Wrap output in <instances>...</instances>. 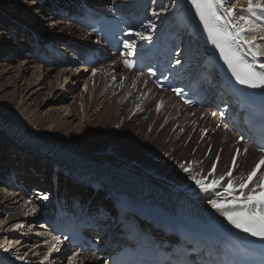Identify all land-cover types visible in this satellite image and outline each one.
I'll use <instances>...</instances> for the list:
<instances>
[{"label": "rangeland", "instance_id": "rangeland-1", "mask_svg": "<svg viewBox=\"0 0 264 264\" xmlns=\"http://www.w3.org/2000/svg\"><path fill=\"white\" fill-rule=\"evenodd\" d=\"M36 1L37 0H0V51L5 48L3 50H10L12 52L9 54L8 61L2 54H0V92L7 94L10 98L16 97V101L12 102L13 106H16L17 102L20 103L25 95H32L30 102L34 104L33 107L37 106L38 108L33 114H31L32 116L34 115V118H32L31 121H39L40 118L48 120V117L51 118L52 116L54 124H59L61 127L67 126L66 128H61L62 130L57 132V138H61L63 142H73L74 145L71 144L69 148L74 150L76 149V151H84L87 149L100 154H105L111 152L112 146L113 148H119L123 145H127L128 148L123 149L125 150L124 152L119 151L116 153V155H119L117 157L120 159L122 158V162L118 164L136 167L138 170L140 169L141 173L145 172L143 174H146L147 172L146 175L150 177L152 176L151 174L156 175L154 176L155 179H158L157 176H159V179H162L164 183H166V181H164L165 179L160 176H167V173H170L171 175H180L174 172L172 173V171H178L181 175H186L190 178L195 176L197 179H205V177L211 176L209 175V172H211L213 165L215 164L216 166L218 164V169L220 171L219 174L227 172L232 152L229 151L227 159L226 156H224V158L217 157L220 154V151L213 154L214 151L212 152L213 145L211 141L213 138L214 143L216 137L219 138L220 136V139L222 138L224 144L226 145L227 152V149L233 150L232 145H236V137L234 134L224 127H219L217 122L212 117L202 118L200 117V114L194 115V113H191L192 110H178L176 104L168 107L170 112L161 110L160 107L157 108L156 104L149 106L146 109L143 108L144 112H140L139 116L134 119L135 122L133 120L134 123H132V128L121 127V123L120 127L123 129L122 132H116V127H113L114 120L116 119L114 116L118 111H121L124 114L126 110L133 108L135 110L136 103L134 100H136L135 97H137H131V100L127 99L125 102V104L127 103L126 106L120 102V98L122 97L121 83L125 78L123 75L124 69H122L121 63H117L116 60H112L110 63L105 65L108 66L109 64L115 63L120 65V68L117 69V73H115L116 76L119 77L115 78L116 76L113 74V76H111L112 81L108 79L107 84H103L102 82V76L105 75L104 72L106 69L101 67H105L104 65L90 69L83 65L74 64L72 54L67 50L64 51L70 56L67 65H53L51 64L52 62L43 65L44 62L40 61V58L42 52L48 55V52L45 51V47L47 46L50 48L53 46L56 50L63 51L64 48L61 45L68 43L69 41L81 42L82 44H88V41L93 44L97 42L93 39L94 37L86 34V32L78 26L71 25L70 31L65 30L63 32H60V29H54L53 24L56 22H71L69 19L70 17L65 16V12L61 15L58 11L67 10L69 12L71 7L68 5L71 3V6H74L76 2H79L80 0H55L57 2H53V0H49L50 2H47L48 0H43L45 1L44 3L47 2L52 6L51 10L44 14V17L39 14L40 11L37 10L39 7L31 9L28 6L29 3ZM112 1L116 2L117 0ZM107 6L108 5L105 4V7ZM61 27H63V25ZM72 29L75 31H72ZM149 29L151 28L149 27ZM88 36H90V38H88ZM259 36L260 35L258 34L256 41H259L260 37H262ZM260 40L264 41V39ZM39 46H41V48L37 51L36 49H38ZM38 52H40V54L36 56ZM52 59L53 56L47 57V61ZM31 60L34 63L26 66V64ZM61 60L66 61L63 56H61ZM6 63H9L10 65L12 64L11 66L13 67L19 65L23 67L26 66L27 70H25L26 72L20 74L14 73V70L5 72V68L2 67V65H5ZM36 79L38 82L35 84L36 86H32L31 89L29 85L34 81H37ZM145 92H147L148 95L150 94L147 90H145ZM66 107L71 109L70 114L65 112ZM0 114L3 115L5 119L12 120L21 125V127L25 128L24 123L22 124L21 120H18L13 116H9L1 111ZM171 114L173 116L169 118ZM125 118L126 116H123L121 121H124ZM140 123H143V129L140 130V132L138 131V134H136L137 125ZM54 124H46L44 130L51 129ZM223 126H226V124H223ZM153 127H155V129ZM3 130L4 129L0 125V136L2 140L10 147L24 153L19 146L20 144L18 143V139L11 136V133L9 134V132H4ZM30 132L39 137V135L33 131ZM219 132L220 134L218 135ZM222 133L225 134L222 135ZM228 133L233 135L231 136L232 139ZM5 135L8 137H5ZM73 135L74 137L72 138ZM158 137L162 138V142H160L159 145L155 142ZM39 138L42 139L41 137ZM150 140L154 141V150L149 148ZM219 145L220 141H218L217 147H220ZM63 146L66 147V144L64 143ZM134 149L138 150L139 154H141L139 157L142 158L143 161H145V158L148 159V161H145L146 165L142 163V160L133 156V153L130 151ZM6 152L4 156L8 157L9 153L8 151ZM224 153L225 150L222 151L220 157H223ZM14 156L15 155L12 157ZM218 160L219 162H217ZM255 160L256 159L246 164L248 169L251 168ZM8 165L9 163H6L1 172H8L11 174H8L9 177L4 175V179L6 178V181L0 178V188H5L6 192L9 193L2 195L0 198V207H2L0 208L1 227L7 223L5 221L7 218L5 215V213H7V209H4L2 204L5 205L10 203L5 201L6 196L12 195L14 192H18L13 190L12 187H7V183L13 176V173L19 175L17 171H13L12 167L6 170ZM190 166L193 169H191ZM49 168L52 170L53 174L56 175L60 186L62 183L61 180H63L64 177L61 176L63 174H61L60 171L57 172L52 167ZM184 168L189 169V171H184ZM218 169L215 167L214 173L216 174H213L211 179H216ZM238 172L242 173L241 170H238ZM64 178V185L67 188L69 185L66 180L70 179L67 176ZM21 181V179L17 180L19 184H21ZM44 181L45 180L43 179L42 183ZM172 184L179 186L175 183V181ZM191 184L193 185L195 182ZM193 186L188 183L187 187L192 190ZM26 188L32 189L33 186H26ZM35 188L37 189L38 187ZM66 188L64 191H66ZM94 189V195L89 197L90 188H88L83 197L78 196L81 200L78 198V200L74 199V201H77V203H83L84 201L87 203L89 202L91 203L92 208H96L97 205H114V200L110 194L107 195V192L103 193L102 189ZM179 189L183 191L181 187ZM59 190L62 192L63 187H60ZM48 191H50V194L53 193V189L51 191V187H49ZM100 191L103 193L101 194L102 197L98 195ZM16 197L19 201L22 198L19 193ZM104 197L106 199V203L102 200ZM90 199L92 202H90ZM8 209H11V207L8 206ZM34 224H39V220H36ZM36 243L37 245L35 246L34 244ZM26 244L31 245V250L29 249L28 253L30 256L37 257L38 259H34L37 262L42 256H46L47 247L44 243H41L40 245L37 241L35 242L33 238ZM53 250L54 247L52 251ZM32 251H37V254L35 255ZM51 253L52 252H50V254ZM53 254L54 255L49 261V264H55V261L58 259L59 261H62L60 260V254H55V251ZM30 256L29 259H31Z\"/></svg>", "mask_w": 264, "mask_h": 264}, {"label": "bare ground", "instance_id": "bare-ground-1", "mask_svg": "<svg viewBox=\"0 0 264 264\" xmlns=\"http://www.w3.org/2000/svg\"><path fill=\"white\" fill-rule=\"evenodd\" d=\"M50 1H52V0H50ZM50 1L48 0L47 2H50ZM86 1L89 4H93V6L96 8H98L100 6L105 7V4L108 5L106 8H114V7H120L121 3L124 2L125 0H117L116 2H114L112 0H104V1L103 0L102 1L101 0H86ZM44 2L45 1H43V0H37L36 2L29 3L28 6L31 9H33L34 7H36V8L39 7L37 10H39L40 11L39 14L42 17H44V14H46V12L50 11L52 8L51 5H49L47 2L46 3H44ZM53 2H57V1L53 0ZM163 2L166 3V9L164 11H161V12H153L152 16L155 18V20L152 22V24H150L151 29H149V31H148V33H150V34H152L153 30L156 28V23L160 19H162V18L167 19L174 14L184 15V14H187L188 12L193 13L195 11V9L190 4V0H172L171 2L168 0H163ZM236 2H237V0H226V7H229ZM254 2H255V0H254ZM261 2H264V0H261ZM239 4L240 5H246L247 0H239ZM72 9L73 8L69 9V13L72 12ZM64 12H68V11L66 10ZM257 20L260 23H261V21L264 22V15L259 14L257 16ZM250 21L252 22V20H250ZM72 23L73 22H66L65 23L64 21H62L61 23H59V22L54 23L53 26H54L55 30L60 29L59 30L60 32H63L65 30L70 31L71 25L78 26L75 22L73 24ZM252 24L256 26L254 32L257 33V35L259 34L260 36L264 37V29L254 22H252ZM62 25H63V27H61ZM246 26H247L246 28H248V25H246ZM59 27H61V28H59ZM73 30L74 29H72V31ZM247 33H248V37L250 40L252 39L253 36L257 37V35H254L249 31H247ZM146 35H147V33H146ZM88 38H90V36H88ZM88 44H93V43L88 41ZM255 45H256V43H255ZM255 45H254V48H255ZM3 49H5V48H3ZM3 49L0 51V54H2L3 57H5L8 61L9 54H11L12 52L10 50L7 51V50H3ZM260 51H261V53H263L261 48H260ZM31 61H29V63L26 62L27 63L26 66L30 65L31 63L32 64L34 63L33 61L32 62ZM117 63H118V61H117ZM11 65L9 63H6L5 65H2V67L5 68V72H10V71L14 70V73H16V74L24 73V72H26L25 70H27L26 66L23 67V66L19 65V66L13 67ZM118 65L119 64L115 63V64H109L108 66L104 65L105 67H101L103 69H106V71L104 72L105 75L102 76L103 84H107V80L108 79L111 80V78H112L111 76H113V74L117 73V69L120 68V65H119V67H118ZM123 75L125 76V78H124L123 82L121 83L122 97L120 98L121 99L120 102H121V104L123 103V105L126 106L127 103L125 104V102L127 99H130L131 97L137 96V97H135L136 100H134L136 103V106H135V110H134V108L126 110V112L124 114L121 111L117 110L118 112L114 116L116 119L114 120V123H113V127H116V129H115L116 132H122L123 129H121V127L132 128L133 127L132 123L135 122L134 119L139 116L140 112H142V111L144 112L143 108L146 109L149 106H153L154 104H156L157 108L160 107L161 110H166V112H170L168 107L170 105H175V104H176L178 110L182 109L183 111H188V110L184 109V107L182 106V104L180 103V101L178 99L171 96L172 95L171 93L160 91L154 85H151V79L148 77H145L146 75L145 76L136 75L135 73H130L126 70H124ZM115 76H116V74H115ZM118 77L116 76L115 78H118ZM37 82H38V80L34 81L33 83H31L29 85V87L32 89V86L35 87L36 86L35 84ZM145 90L150 92V94L148 95L147 92H145ZM31 96L32 95H30V96L25 95L22 98V101L20 103L17 102L16 106H13L12 102L16 101V97L10 98V97H8L7 94L0 92V111L8 114L9 116H13L14 118H17L18 120H21V123L22 124L24 123V126H25V128L21 127V125H19L18 123H15L12 120L3 118V121H6L4 125L0 124L2 126V128L4 129L3 131L9 132V134L11 133V136L16 137V138H17V135L15 134L14 131H17V133L21 132V133H23L22 135L25 136V139L23 138L24 140L29 139V137L35 136L34 138L38 139L39 141L47 142V143H54L55 149H58L59 145L63 146L64 143L66 144V147H69L71 144H73V142H69V143L63 142V140L61 138H59V137L57 138V132H59V130H62L61 128H66L67 126L61 127L59 124H54L53 120H52V116H51V118L48 117V120H46L44 118H42V119L40 118L39 121H36V120L31 121V119L34 118V115L32 116L31 114H33L38 108L37 106L33 107L34 104H32L30 102ZM70 110L71 109H69L68 107L65 108V112H67L69 114L71 113ZM123 116H126V118L124 121H121V118ZM172 116L173 115L171 114V116H169V118ZM133 120H134V122H133ZM3 121H0V122L2 123ZM46 124L47 125L54 124V126L49 130H44V127ZM120 124H121V127H120ZM137 126L138 127H137L136 134H138V131L140 132V130L143 129V123H140ZM153 128L155 129V127H153ZM29 130L38 134L39 137H41L42 139H40L37 135L33 134ZM219 134H220V132L218 133V135ZM224 134L225 133H222V135H224ZM218 135H216V136H218ZM138 136H140V135H138ZM229 136L231 138V136H233V135L229 134ZM5 137H8V136L5 135ZM73 137H74V135L72 136V138ZM0 138H1V136H0ZM218 141H220V145H219L220 147H217ZM153 142H154L153 140H150L149 148H152L151 150H154ZM155 142L159 145L160 142H162V138L158 137V139ZM18 143L20 144L19 146L24 151V153H22V151L19 152L20 150H17V149L10 147L6 142H4L2 140V138L0 139V178H2V180L6 181V178L4 179V175L9 177L8 174H11L8 172H5V173L1 172L2 169L4 168L5 164L9 163L8 167H6V170H8V168L12 167L14 172L17 171L19 173V175H17V174L16 175H17V177H19V179L22 180V183H25L24 185L29 186V187H30V185H32L33 188L29 189L27 191L28 197H25L24 195L19 194L22 196L21 200L19 201V200H17L18 198L16 197V195H18V192L17 193L14 192V194L6 196L5 201L10 202V203L5 204V205L2 204L3 208L7 209V213H5V215L7 216L5 221L7 223L3 227L0 226V240H1L0 245H3V247H0V259H2V258L10 259L12 256H14L20 252H23V255L27 254L28 257H26V258H29L30 254L28 252H29V249L31 248V245H28L26 243H29L30 239L34 238V241L35 242L37 241L38 244H40V245H41V243L45 244V246L47 247V249H46L47 252H46V256L43 257L41 255L42 257L40 260H38V262L36 260H34L35 258L38 259L35 256L34 257L30 256L31 259H29V261L35 262L36 264H42V263H45V261H46V263H48L47 262L48 257L50 259V255L53 256L54 254H52V253L54 251H55V254L58 253V255L60 254V256H61V252H60L59 248H54V250L52 251L53 246L56 244V240L54 238L50 239V237H47V235H46L47 230L48 229L50 230L51 228L47 227V225H45V222H43L45 220V215H46L47 209L49 208L51 203H53V200L56 199L55 197L52 198L50 196V193H49L50 191H48L49 187H51V191L53 189V193H57L58 195H60L59 197L61 199H63V201H65V202L74 201V199L78 200V198H79L78 196L83 197L88 188H90L89 197L91 195H94V193H95L94 188L102 189L103 193L107 192L106 194L107 195L110 194L112 196L113 200H115L114 198L116 196L114 194V191L111 189V186H109L110 183L108 180H106L105 178L101 179V180H91L89 177L86 176L85 172L80 173V174H67L68 170L63 169L62 171H60L61 174H63L61 176H64V177L67 176L70 179V180H66V182L68 183L69 186L67 187L68 188L67 189L66 186L64 185V181H65L64 177H63V180H61L62 183L59 186L56 175H54L52 170L49 168V167H52L55 169V167L51 164L49 158H48L49 160L47 158H45L46 155L43 154L45 151H42L43 152L42 153L41 151L38 152L37 149L36 150L30 149V147L26 146L25 143L24 142L22 143L19 139H18ZM211 143L213 145V150H212V152L214 151L213 154H216L218 151H220V154L217 156L219 158H224V156H226V159H227L229 151L232 152V156H233L234 150L236 149V147H238V145L233 146L231 143L233 150L227 149V152H226V145L224 144L223 139L222 138L220 139V136H219V138L216 137L214 143H213V138H212ZM127 148H128L127 145H123L122 147H119V148H113V146H112L111 152L105 153V154L104 153L100 154V153L90 151L87 149L84 151L83 150L82 151L81 150L80 151L75 150V151L79 152L81 154L89 155L90 157L89 156L88 157L90 159H95V160L101 161L103 163L116 165V164L122 162V160H121L122 158L120 159L119 157H117L119 155H116V153L119 151L124 152L125 150H123V149H127ZM214 148H215V150H214ZM161 149H163V148H161ZM223 150H225V153H224L223 157H220ZM6 151H8V153H9L8 157L4 156ZM130 152L133 153L134 157H136L139 160H142V163L146 165L145 161H148V159L145 158V161H143V159L139 157V156H141V154H139L138 150L134 149ZM167 154H168V152H167ZM13 155H15V156L12 157ZM232 156L230 158V161L232 159ZM43 157H44V159H43ZM256 157H258L256 152L253 149L248 148L245 153L243 152L241 154V157L239 160V165H238V170H241L242 172L245 171V169L248 167L246 164L252 162L254 159H256ZM119 165L123 166V164H119ZM126 167H128V166H126ZM63 168H65V167H63ZM85 168H88V167H85ZM190 168L193 169L191 166H190ZM133 169L140 172V169L138 170V168H136V167H133ZM173 172L180 174V175H171L170 173H167V176H164V175L160 176L161 178L165 179L164 181H166V183H164L162 179H159V177H158V179H155V180L163 182L166 185V187H168V186L172 187L173 186L174 188L176 187V185H174L172 183L175 181V183L177 185H179L181 187V189L187 190L188 189V187H187L188 183H189L190 179L192 180V178H190L186 175H181V173L180 172L178 173V171H172V173ZM219 172L220 171L218 169L217 175L221 176V175H226V173L228 171L225 172L224 174H219ZM143 173H145V172H143ZM146 174H147V172H146ZM170 177H171V179H170ZM43 179L45 181L42 183ZM202 179H204V178H202ZM185 185H187V186H185ZM42 186H43V188L41 189V192L46 191L44 193L43 197L46 196L47 199H44L43 197H41L40 194L37 193L40 190L35 188V187H42ZM60 187H63L62 192H60V190H59ZM65 188H66V191H64ZM188 190H191V189L189 188ZM176 191H178V190H176ZM191 191H193V195H192L193 197H199L198 199H201V200L204 199L203 197H201L202 193H204V192H201L200 189L193 187V189ZM103 193H101V191H100L98 193V195L101 196V194H103ZM4 194H9V193L6 192L5 188H0V198ZM98 195H97V197H98ZM105 197L102 198L104 203H106ZM8 206L11 207V209H8ZM0 208H2V207H0ZM41 218H43L42 222L40 221ZM36 220H39V224H34V222ZM24 237H25V240H24ZM34 245L36 246V244H34ZM5 248H7L8 250L5 251ZM57 249H59V251H57ZM32 252L35 253V255L37 254V251H32ZM50 252H52V253L50 254ZM14 258L16 260H18L19 256L17 255ZM60 260H62V261H59V259L56 260L55 264H66V262H67V264H79L78 263L79 260L80 261H88L89 264H95V261H92L90 259V257L87 255L76 257V258L71 259L69 261H66L64 256H61Z\"/></svg>", "mask_w": 264, "mask_h": 264}, {"label": "snow or ice", "instance_id": "snow-or-ice-1", "mask_svg": "<svg viewBox=\"0 0 264 264\" xmlns=\"http://www.w3.org/2000/svg\"><path fill=\"white\" fill-rule=\"evenodd\" d=\"M190 4L195 9L200 22L204 25L211 42L219 49L221 57L232 71L236 80L240 84L248 85L252 88H264V63L260 65L261 71H257L252 64L244 60L243 55L238 50L241 45H247V55H251L255 59L262 54L259 46L255 45L257 37L253 36L249 40L244 35L246 31H254L256 26L250 20L244 19L243 16L240 17V20H233L235 15L233 10L240 7L239 0L229 7L225 6L226 0H190ZM256 10H260L261 14L264 15V2H261V0H255V2L254 0H247L245 11L254 12ZM225 17H227L226 20ZM221 21H224V23L221 24ZM241 21L248 25L247 29L241 26ZM229 24L231 29L228 27ZM137 35L142 36L141 33H137ZM260 39H264V37H260ZM254 45L255 50H253ZM124 46L129 49V54H131L134 45L130 44L129 41H124ZM124 65L129 69L133 66L128 60L124 61ZM260 164H264V159L260 161ZM260 164H257L252 172L248 174L246 180L242 178V182L236 186H233V181L229 179L227 186L223 187V192L227 194L226 196L219 195L216 192L221 187V182L225 179L224 175L208 183H205L204 179H197L195 176L192 179L201 192H211L218 196L217 199H210L211 207L230 225L264 240V184L256 185L247 195L243 191L253 181ZM184 171L187 172L189 169L184 168ZM214 172L215 164L209 175H213ZM226 175L231 177L232 172L229 171ZM257 188L261 189L260 193L257 192ZM237 190H239V195L236 194ZM43 198L47 199L46 196ZM0 247H3V245H0ZM7 250L5 248V251Z\"/></svg>", "mask_w": 264, "mask_h": 264}, {"label": "water", "instance_id": "water-1", "mask_svg": "<svg viewBox=\"0 0 264 264\" xmlns=\"http://www.w3.org/2000/svg\"><path fill=\"white\" fill-rule=\"evenodd\" d=\"M3 118L4 116L0 114V121H3ZM0 124L4 125L5 121L2 123L0 122ZM21 136L19 140L22 143L24 142L30 149H37L38 152L45 151L46 153H44L49 156L46 157L50 159L51 164L58 171L67 169V174H80L85 172L86 176L91 180H101L105 178L109 181L111 189L117 191V196L124 195L130 200L142 197L151 204L156 205V203L165 204L164 199L168 196L180 197L191 194L188 189L180 191L179 186L175 188L173 186L166 187L163 182L155 180L154 176L156 175L150 173L152 176H147L133 169L132 166L126 167L119 164L113 165L103 163L95 159H90L85 154L76 152V149L63 147L62 145H59L58 149H55L54 143L42 142L33 136L24 140L25 136Z\"/></svg>", "mask_w": 264, "mask_h": 264}]
</instances>
